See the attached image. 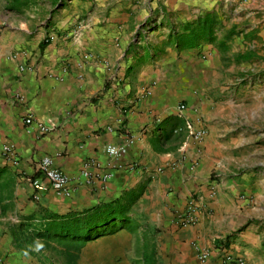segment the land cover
I'll list each match as a JSON object with an SVG mask.
<instances>
[{
    "label": "crops",
    "instance_id": "obj_1",
    "mask_svg": "<svg viewBox=\"0 0 264 264\" xmlns=\"http://www.w3.org/2000/svg\"><path fill=\"white\" fill-rule=\"evenodd\" d=\"M11 1L0 0V147L13 144L18 159L0 154L1 264H60L46 249L30 250L43 241L37 232L54 215L110 203L127 204L130 220L116 231L107 222L75 264H215L222 245L264 264L257 114H241L232 102L228 117L223 101L209 99L225 72L219 41H180L215 16L218 33L264 35V0H73L79 8H63L41 27ZM182 101L184 114L201 116L209 129L202 142L184 129ZM39 121L56 126L41 133ZM128 139L125 154L107 152ZM44 156L71 177V196L57 194L37 170ZM86 163L93 184L82 175ZM211 186L215 199H207ZM195 192L211 211L205 206L197 225L181 226L177 213ZM196 246L212 250L208 261Z\"/></svg>",
    "mask_w": 264,
    "mask_h": 264
},
{
    "label": "rangeland",
    "instance_id": "obj_2",
    "mask_svg": "<svg viewBox=\"0 0 264 264\" xmlns=\"http://www.w3.org/2000/svg\"><path fill=\"white\" fill-rule=\"evenodd\" d=\"M72 1L29 0L18 16L23 17L25 21H30L32 25L37 24V27L47 26L52 22L49 17L60 15L63 8L71 11L79 8ZM208 22L212 30L208 39L220 42L225 65L224 74L211 84L209 99L223 101L224 106L228 107V117L232 102H234V108L238 106L241 114L251 115V109H254L257 114L254 122L257 125L255 141L257 144H264V35L245 33L243 30L222 34L218 33L222 26L217 16L214 19H208ZM254 40L256 42H253ZM233 45L237 50L233 51ZM42 242L49 255L62 264L63 252L66 248L54 241Z\"/></svg>",
    "mask_w": 264,
    "mask_h": 264
},
{
    "label": "built area",
    "instance_id": "obj_3",
    "mask_svg": "<svg viewBox=\"0 0 264 264\" xmlns=\"http://www.w3.org/2000/svg\"><path fill=\"white\" fill-rule=\"evenodd\" d=\"M86 57L89 54L85 55ZM17 101H23L24 97L18 96ZM188 108L186 102H181L177 106V114L184 118L185 124L184 129L188 137L192 138L196 142H202L207 136L209 129L205 125L204 119L198 116L195 120L187 117L184 112ZM25 123L31 125L35 123L34 117L31 113L25 118ZM54 122H42L37 123L39 132L45 133L52 130L55 127ZM132 139H128L125 143L121 145L108 144L106 150L109 154L114 156L123 155L127 152L129 145L132 143ZM0 154L7 156V159L17 161L18 157L16 154V149L13 144H4L0 147ZM37 170L48 180L51 188L59 195L71 196L73 188L71 186V177L67 175L63 170L57 168L54 165V160L50 156L42 157L37 163ZM82 175L87 179L88 184H93L96 175L90 171V163L84 165L81 171ZM109 176H106V178ZM39 190L43 189V185L38 183L36 180L34 182ZM216 191L213 186L209 189V196L207 199H215ZM207 199L203 194L195 192L190 195L189 200L183 211L177 213V220L181 226H194L197 225L201 218V212L203 208L207 207V212L211 211L212 206L208 203ZM198 252V257L201 261L206 262L212 256V250L206 248H200L196 246ZM219 252V260L215 264H249L246 256L242 254L234 253L229 247L222 245L216 249ZM1 264V260H0Z\"/></svg>",
    "mask_w": 264,
    "mask_h": 264
},
{
    "label": "trees",
    "instance_id": "obj_4",
    "mask_svg": "<svg viewBox=\"0 0 264 264\" xmlns=\"http://www.w3.org/2000/svg\"><path fill=\"white\" fill-rule=\"evenodd\" d=\"M29 3V0H12L11 8L20 9ZM195 24V23H194ZM211 24L208 19L199 21L188 33L181 35V43L191 46L196 43L210 40ZM47 43L43 41L41 47ZM128 205L107 204L96 206L81 212H70L67 215H54L52 221L37 235L45 242H56L62 244L66 251L63 252L64 261L67 264H75L84 245L91 239L97 237L105 229L107 222L112 223L110 228L116 231L125 227L130 218L127 215ZM116 220L121 225H114Z\"/></svg>",
    "mask_w": 264,
    "mask_h": 264
},
{
    "label": "clouds",
    "instance_id": "obj_5",
    "mask_svg": "<svg viewBox=\"0 0 264 264\" xmlns=\"http://www.w3.org/2000/svg\"><path fill=\"white\" fill-rule=\"evenodd\" d=\"M44 247H45L44 243H43L39 238H37V239L33 242V245L30 246V250H31V251H35V252L38 253V252L42 251V250L44 249ZM24 255H25V256H28V255H29V252L26 250V251L24 252Z\"/></svg>",
    "mask_w": 264,
    "mask_h": 264
}]
</instances>
